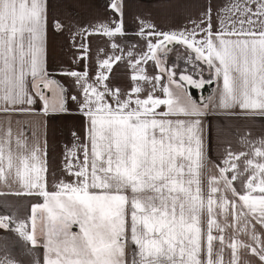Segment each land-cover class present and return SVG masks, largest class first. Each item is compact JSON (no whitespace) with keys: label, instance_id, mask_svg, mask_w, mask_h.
<instances>
[{"label":"snow or ice","instance_id":"obj_1","mask_svg":"<svg viewBox=\"0 0 264 264\" xmlns=\"http://www.w3.org/2000/svg\"><path fill=\"white\" fill-rule=\"evenodd\" d=\"M0 264H264V0H0Z\"/></svg>","mask_w":264,"mask_h":264},{"label":"crops","instance_id":"obj_2","mask_svg":"<svg viewBox=\"0 0 264 264\" xmlns=\"http://www.w3.org/2000/svg\"><path fill=\"white\" fill-rule=\"evenodd\" d=\"M217 2H222V0H217ZM176 22H177V23H181L182 21H180V20L178 19ZM209 91H210V89H209ZM204 94L207 95L208 93L205 92Z\"/></svg>","mask_w":264,"mask_h":264},{"label":"rangeland","instance_id":"obj_3","mask_svg":"<svg viewBox=\"0 0 264 264\" xmlns=\"http://www.w3.org/2000/svg\"><path fill=\"white\" fill-rule=\"evenodd\" d=\"M195 91V90H194ZM197 95H200V93H197Z\"/></svg>","mask_w":264,"mask_h":264}]
</instances>
